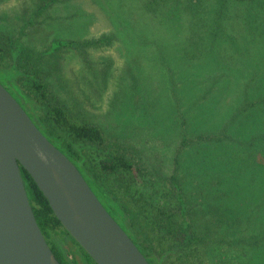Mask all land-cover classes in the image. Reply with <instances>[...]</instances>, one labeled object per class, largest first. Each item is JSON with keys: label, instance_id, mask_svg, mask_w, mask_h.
I'll use <instances>...</instances> for the list:
<instances>
[{"label": "rangeland", "instance_id": "1", "mask_svg": "<svg viewBox=\"0 0 264 264\" xmlns=\"http://www.w3.org/2000/svg\"><path fill=\"white\" fill-rule=\"evenodd\" d=\"M204 1L200 12L206 10L214 19L219 2ZM230 1L243 9L251 2ZM256 2L264 4V0ZM185 4L184 0H0V35L11 40L16 50L38 57L35 68L57 104L76 121L103 132V146H78L82 165L90 177L98 175L102 188L124 213L110 210L154 264L185 263L191 251L174 247L151 220L152 206L174 202L175 182L186 195L198 233L208 212L214 234L198 248L205 264H264V203L254 200L255 192L264 190V151L258 145H264V114L259 113L258 126L252 123L235 130L230 122L241 104L264 100V89L259 88L264 85V71L242 74V85L250 88L237 101L182 98L184 76L197 75L189 59L197 52L192 45L189 51L182 40L191 36ZM211 23L208 32H215ZM240 32L238 46L249 66L255 46ZM103 37L114 40L100 49L54 50L58 42L77 45ZM199 59L208 63L203 56ZM12 65V59L2 65L0 83L14 90L21 73ZM192 80L198 87L199 80ZM19 98L38 121L39 105L24 93ZM256 110L260 112L261 106ZM228 123L231 137L225 146L195 144L200 135L223 137ZM117 153L143 167L145 183L129 185L116 176L102 175L101 162ZM252 160L257 161L254 167ZM54 240L70 260L67 244H76L65 234Z\"/></svg>", "mask_w": 264, "mask_h": 264}, {"label": "trees", "instance_id": "2", "mask_svg": "<svg viewBox=\"0 0 264 264\" xmlns=\"http://www.w3.org/2000/svg\"><path fill=\"white\" fill-rule=\"evenodd\" d=\"M184 1L186 2L184 13L187 15L189 26L187 31L191 36L188 39H182L183 45L189 47V51H192V47H194V51L199 55L197 53L191 54L189 58L194 61L192 65L197 69V75L188 74L184 76L180 87L182 98L185 100L191 98L194 100H197V98L203 100L205 97L207 100H230L231 98L232 100H239L242 95L245 96L247 94L244 91L250 88L249 85H242L244 78L242 74L252 76L253 72L259 74L264 71V4L256 2L255 5V0H251L250 3L246 2V8L243 9L241 5L233 7L234 3L230 0H212L211 5L215 1L219 2L218 12L214 19H212L206 13V10L200 12L201 7L203 8L205 3L204 0ZM227 1L231 3L230 8ZM52 4H54V1L47 7ZM204 7L209 8V5L206 3ZM200 18L202 20L207 18V20L202 22ZM200 21L202 22L201 24L199 23ZM212 21L214 23H211ZM210 23L215 25V32H208ZM240 31H244V36L246 34V41L251 37L255 46V54L247 60L249 66H246L243 57L244 52L238 46L241 42L242 35ZM194 37H196V41H193ZM113 40V37H103L100 40L77 43V45L71 42H58L54 50L58 51L63 47L100 49L110 46ZM215 52L216 55H214ZM201 56L208 63L200 62L199 57ZM37 58L28 51L16 50L11 40L0 35V76L2 65L8 63L11 59L14 62V66H12L21 73L20 77L16 80L18 85H14V90L5 88L18 100L28 114L29 112L26 110V107L19 101L20 94L24 93L28 100L34 101L39 105L42 110V115L38 121L33 115L29 114L33 122L48 140L76 165L94 193L99 195H97L99 200L104 198L111 209L114 210L115 208V210L117 209L119 212L124 213L115 199L102 188L98 181V175H94L95 178H92L86 173L82 165L83 159L80 155V150H78V146L82 144L103 146L106 141L103 132L96 126L76 121L63 106L54 101L55 97L49 86L43 81L35 68V60ZM223 65H226V67H223ZM200 75L203 77L201 81L199 79ZM192 79L199 80L198 87H194L196 83H193ZM258 80L261 79L258 77ZM259 88L264 89V85ZM236 101L234 102L236 103ZM260 106L261 111L257 113L256 108ZM261 112L264 114V100H261L259 103L247 102L246 104L238 106L237 115L233 116L230 122L232 125L235 124V130L240 127H248L252 123H257L258 126V120L261 119L258 115ZM240 117H243V119H240ZM231 124H227L223 131V137L200 135L195 144H209L213 147L225 146V141L231 137L229 135ZM226 135L229 136L227 137ZM258 145L260 146L261 153H263L264 149H261L263 143H258ZM252 162L251 165L253 164V167L257 165L256 160H252ZM20 170L39 228L59 262L61 264H96L89 254L62 226L52 211L47 198L41 192L32 176L22 166H20ZM100 171L102 175L116 176L129 185L145 183V180L142 178L145 172L143 167L123 153L110 155L103 160L100 164ZM174 188L176 192L174 193L173 191V194L171 193L174 202H163L158 206H152L151 220L157 231L170 241L174 247L179 250H191L189 255H187L186 262L179 264H205L200 249L198 248L200 246H206L210 236L214 234L209 229L211 226L209 224L208 212L202 217L204 218L202 224L203 231H199L198 233L195 230V224L191 221L192 211L182 187L175 182ZM254 200L259 203H264V190L260 193L256 191ZM101 202L103 203V201ZM246 204H249V202ZM262 206V210H264V204ZM108 212H111L110 214L117 220L111 210ZM262 215L264 216V211ZM262 220L264 221V217ZM233 223L236 227L237 221ZM120 226L126 233L129 232L126 230V227ZM64 234L70 237L76 244V247L67 244L69 246L68 254L71 256L70 260L66 258L64 250L54 240L55 236L63 235L64 237ZM135 244L144 254L148 262L154 264L150 255L145 253L137 242ZM191 259H196V261L192 262L190 261Z\"/></svg>", "mask_w": 264, "mask_h": 264}, {"label": "water", "instance_id": "3", "mask_svg": "<svg viewBox=\"0 0 264 264\" xmlns=\"http://www.w3.org/2000/svg\"><path fill=\"white\" fill-rule=\"evenodd\" d=\"M22 166L96 264H150L76 165L0 83V264H61L31 207Z\"/></svg>", "mask_w": 264, "mask_h": 264}, {"label": "flooded vegetation", "instance_id": "4", "mask_svg": "<svg viewBox=\"0 0 264 264\" xmlns=\"http://www.w3.org/2000/svg\"><path fill=\"white\" fill-rule=\"evenodd\" d=\"M103 205H108L106 202H105V204L103 203ZM106 207V206H105ZM106 209L108 210V211H110L109 210V206L108 207H106ZM111 213V212H110ZM117 221V220H116ZM118 222V221H117ZM119 224H120V222H118Z\"/></svg>", "mask_w": 264, "mask_h": 264}]
</instances>
